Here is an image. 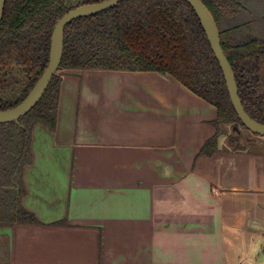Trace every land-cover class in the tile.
Wrapping results in <instances>:
<instances>
[{
  "label": "crops",
  "instance_id": "0c3cea01",
  "mask_svg": "<svg viewBox=\"0 0 264 264\" xmlns=\"http://www.w3.org/2000/svg\"><path fill=\"white\" fill-rule=\"evenodd\" d=\"M217 116L170 74L65 73L0 264H264V154H200Z\"/></svg>",
  "mask_w": 264,
  "mask_h": 264
},
{
  "label": "trees",
  "instance_id": "16d2710c",
  "mask_svg": "<svg viewBox=\"0 0 264 264\" xmlns=\"http://www.w3.org/2000/svg\"><path fill=\"white\" fill-rule=\"evenodd\" d=\"M101 1L6 0L0 23V110L22 102L43 74L58 20L77 6ZM202 1L218 26L246 112L264 123V0ZM78 70L170 74L217 108L215 134L200 154L216 153L222 136L225 148L264 154V136L238 117L193 6L187 0H124L70 23L61 63L41 99L18 121L0 123V228L40 224L22 205L32 132L38 123L56 129L63 75Z\"/></svg>",
  "mask_w": 264,
  "mask_h": 264
},
{
  "label": "water",
  "instance_id": "95a60500",
  "mask_svg": "<svg viewBox=\"0 0 264 264\" xmlns=\"http://www.w3.org/2000/svg\"><path fill=\"white\" fill-rule=\"evenodd\" d=\"M124 0H103L77 6L60 18L54 27L51 37L50 59L43 74L22 102L15 107L0 110V123L18 121L26 115L41 99L53 75L57 72L64 50V34L66 27L74 20L103 12L117 6ZM197 12L207 37L222 67L227 88L234 108L243 124L251 132L264 136V123L252 118L245 110L239 96L238 85L233 68L222 48L220 32L215 19L202 0H187ZM6 0H0V23L4 13Z\"/></svg>",
  "mask_w": 264,
  "mask_h": 264
},
{
  "label": "rangeland",
  "instance_id": "374dc122",
  "mask_svg": "<svg viewBox=\"0 0 264 264\" xmlns=\"http://www.w3.org/2000/svg\"><path fill=\"white\" fill-rule=\"evenodd\" d=\"M73 1H76V0H73Z\"/></svg>",
  "mask_w": 264,
  "mask_h": 264
}]
</instances>
